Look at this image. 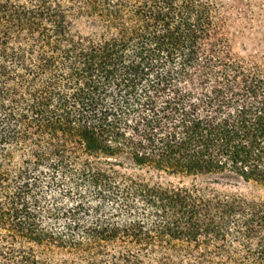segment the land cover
<instances>
[{
	"label": "trees",
	"instance_id": "obj_1",
	"mask_svg": "<svg viewBox=\"0 0 264 264\" xmlns=\"http://www.w3.org/2000/svg\"><path fill=\"white\" fill-rule=\"evenodd\" d=\"M230 14L0 0V264H264V63Z\"/></svg>",
	"mask_w": 264,
	"mask_h": 264
},
{
	"label": "rangeland",
	"instance_id": "obj_2",
	"mask_svg": "<svg viewBox=\"0 0 264 264\" xmlns=\"http://www.w3.org/2000/svg\"><path fill=\"white\" fill-rule=\"evenodd\" d=\"M220 1L223 11L231 13L233 42L238 53L264 63V0ZM239 188L245 193L252 191L244 184Z\"/></svg>",
	"mask_w": 264,
	"mask_h": 264
}]
</instances>
